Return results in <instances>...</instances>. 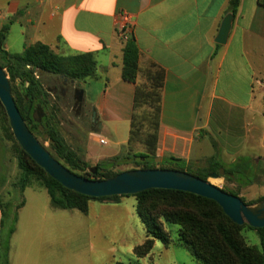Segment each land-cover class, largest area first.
Masks as SVG:
<instances>
[{
    "label": "crops",
    "instance_id": "crops-1",
    "mask_svg": "<svg viewBox=\"0 0 264 264\" xmlns=\"http://www.w3.org/2000/svg\"><path fill=\"white\" fill-rule=\"evenodd\" d=\"M229 3L0 0L2 49L20 54L40 43L62 57L93 55L95 79L73 82L82 92L84 115L95 114V122L90 119L95 144L99 138L106 141L103 132L115 135L116 127L126 126L127 140L117 144L127 146L136 87L150 90L156 80V158L173 157L194 168L214 163L223 177H228L224 171L231 173L229 182L240 190L252 186L264 190V5L238 0L227 40L219 45L215 39L230 14ZM119 11L133 20L131 36L139 52L135 84L120 76L123 42L115 32ZM97 87L100 93L94 94ZM116 150L102 158L115 156ZM22 196L24 204L14 224L13 214L5 215L0 199V260L5 257L7 264H35L47 233L61 218L56 212L62 210L50 206L47 194L48 207L30 185Z\"/></svg>",
    "mask_w": 264,
    "mask_h": 264
},
{
    "label": "trees",
    "instance_id": "trees-1",
    "mask_svg": "<svg viewBox=\"0 0 264 264\" xmlns=\"http://www.w3.org/2000/svg\"><path fill=\"white\" fill-rule=\"evenodd\" d=\"M259 1L264 5V0ZM229 6L230 14L233 17L237 11L238 0H230ZM2 46L3 36L0 35V67L8 78L15 106L34 136L40 133L39 128L42 129L52 152L50 154L68 171L88 180H106L121 173L105 170L98 163L90 166L82 161L64 141L57 124H51L49 117L39 122L33 117L34 111L39 114L44 104L48 106V93L39 78L43 74H49L52 77L78 82L95 79L96 62L93 55L85 53L62 57L54 54L48 46L40 43L25 48L20 54H9L2 49ZM138 56L139 52L132 38L123 43L121 80L135 84L138 72ZM150 85V90L136 87L134 114L139 106L148 105L151 107V104H154L155 117L149 126L152 132L144 141V151L133 155L127 154L124 157L134 164V167L129 170H174L186 172L202 180H206L211 173H217L220 166L214 163L192 171L182 160L173 157L155 162L154 146L159 114V85L156 80H153ZM134 114L130 123L128 146L135 142L132 131ZM0 119L4 125L5 135L13 142V153L20 171L16 182L18 201L13 206V224L16 221L17 211L24 204L22 193L24 188L30 185V180L38 182L44 188L52 208L78 210L84 215L88 213L90 201L116 204L122 197H126L90 198L65 189L51 179L21 150L13 138L1 105ZM224 174L226 177L228 176L226 179L229 181L231 173L224 171ZM222 190L238 197L237 189V191ZM131 196L135 199V214L145 233L143 242L132 249L136 259L148 257L155 241L166 246L169 244V234L163 228V223L166 222L178 226L180 245L200 264H264V228L252 229L245 224L239 226L233 223L214 201L182 191L164 189H148ZM262 198L264 196L246 205L256 204ZM240 200L242 201V198ZM246 227L257 233L259 247L246 243L241 233ZM12 233L13 228L9 229L8 236ZM0 264H7L5 257L2 261L0 260ZM116 264L124 263L118 262Z\"/></svg>",
    "mask_w": 264,
    "mask_h": 264
},
{
    "label": "rangeland",
    "instance_id": "rangeland-1",
    "mask_svg": "<svg viewBox=\"0 0 264 264\" xmlns=\"http://www.w3.org/2000/svg\"><path fill=\"white\" fill-rule=\"evenodd\" d=\"M39 79L48 93V106L44 104L39 114L35 111L37 122L49 117L51 124H57L59 133L67 145L90 166L98 163L101 168L116 173L128 171L134 167V164L124 157L127 154L133 155L145 150L144 141L152 132L149 126L155 117L154 104H151V107L141 105L137 108L132 121L135 142L125 147L117 144L120 141L125 142L128 137L127 127L118 126L115 135L111 131L102 133L107 142V146H102L91 140L89 117L93 112L86 116L83 110L82 116L77 117L70 94H67L65 98L59 97L58 93L51 94L49 89L54 86L51 82L54 78L49 74H43ZM97 82L103 83L102 81ZM97 93H100L99 88L94 91V94ZM39 131L40 133L35 136L36 139L49 153H52L42 129L39 128ZM12 145L13 142L5 135L4 125L0 119V199L5 202V215L13 214V206L18 201L16 182L20 171ZM112 149H117L116 155L103 159L105 153ZM188 166L192 171L197 169ZM206 181L220 189L238 190L245 204L264 196V190L257 189L256 186L240 190L237 183L231 184L223 176L217 179L209 176ZM29 183L38 199L43 200L48 207L44 188L34 180H30ZM134 206L135 199L132 196H126L120 199L119 204L90 201L87 216L78 210H57L56 213L61 218L55 224L53 232L47 233L45 246L35 264H116L118 262L124 264H200L180 245L178 226L166 222L163 223V228L169 234V244L166 246L155 241L148 257L136 259L132 249L143 242L145 233L135 214ZM3 222L8 223L7 218ZM241 233L248 245L259 247L258 235L254 230L246 227Z\"/></svg>",
    "mask_w": 264,
    "mask_h": 264
},
{
    "label": "water",
    "instance_id": "water-1",
    "mask_svg": "<svg viewBox=\"0 0 264 264\" xmlns=\"http://www.w3.org/2000/svg\"><path fill=\"white\" fill-rule=\"evenodd\" d=\"M232 15H226L219 27L215 43L223 45L231 27ZM0 105L7 118L9 129L21 150L51 179L67 190L90 197L131 196L148 189L182 191L210 199L218 204L224 214L235 224L252 229L264 228V198L246 205L239 197L186 172L174 170H128L106 180H88L68 171L57 161L29 131L20 116L10 92L8 78L0 67ZM94 112L91 121H94ZM35 119V111L33 113ZM36 120V119H35ZM37 121V120H36ZM159 162V158H155ZM223 176L222 169L211 173V178Z\"/></svg>",
    "mask_w": 264,
    "mask_h": 264
},
{
    "label": "flooded vegetation",
    "instance_id": "flooded-vegetation-1",
    "mask_svg": "<svg viewBox=\"0 0 264 264\" xmlns=\"http://www.w3.org/2000/svg\"><path fill=\"white\" fill-rule=\"evenodd\" d=\"M54 79L51 80L54 85L49 89L51 94L58 93L59 97L65 98L67 97V94H70L72 99V106L75 109V114L78 117L79 115L82 116V112L84 110V105L82 101V92L80 91L79 87L74 84L73 81L62 79L60 77H53ZM89 127L90 129H94V125L90 123V117H89Z\"/></svg>",
    "mask_w": 264,
    "mask_h": 264
},
{
    "label": "built area",
    "instance_id": "built-area-1",
    "mask_svg": "<svg viewBox=\"0 0 264 264\" xmlns=\"http://www.w3.org/2000/svg\"><path fill=\"white\" fill-rule=\"evenodd\" d=\"M132 27L133 20L131 16L124 11H119L116 14L115 32L116 36L121 42L124 43L132 38ZM97 143L102 146L106 145V141L103 138L97 139Z\"/></svg>",
    "mask_w": 264,
    "mask_h": 264
}]
</instances>
